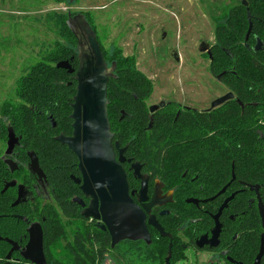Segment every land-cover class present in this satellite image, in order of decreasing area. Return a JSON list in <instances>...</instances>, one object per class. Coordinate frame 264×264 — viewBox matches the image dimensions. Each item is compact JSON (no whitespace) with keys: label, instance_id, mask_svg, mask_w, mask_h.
<instances>
[{"label":"trees","instance_id":"trees-1","mask_svg":"<svg viewBox=\"0 0 264 264\" xmlns=\"http://www.w3.org/2000/svg\"><path fill=\"white\" fill-rule=\"evenodd\" d=\"M246 2L247 7L242 3L234 6L224 17V23L217 26L216 43L212 48L211 73L221 76V82L234 94V100L208 114L181 112L177 121L176 108L161 111L155 116L149 131L146 101L153 90L151 82L145 74L127 67V61L118 57L110 67L114 69V77L108 86V115L111 131L120 144H130V156L152 165L167 166V170L174 175L172 182L177 181L173 186H180L170 207L172 215L160 219L166 231L177 233L183 228L184 236L192 237L189 231L194 228L192 220L197 211L195 207L187 205L185 199L214 196L231 181L232 174L235 175L236 180L228 188L227 194L239 193L226 213L244 217L233 224V230H239L241 240L236 244L229 243L234 247L228 251V255L242 264H254L261 248V235L264 234L256 194L250 190V186H259L264 205V50H254L258 40L264 44V0ZM60 25L63 31L59 34L67 38L68 46L55 42L54 48L21 78L17 89V98L21 103H12V107L5 108L0 120V138L8 139V128H12L15 135L21 138L19 172H26L29 163L27 154L33 152L38 157L63 216L81 219L80 209L72 201L82 197L80 189L71 179L79 176L78 159L55 140L61 134L70 136L73 132L71 104L77 86L74 75L57 69L56 65L70 61L75 70L79 66L78 42L67 22ZM250 25L251 34L247 39ZM121 111L127 114L123 120ZM115 123L133 126L117 134ZM132 133L135 136L129 139ZM15 176L17 173L11 175L0 160V188ZM194 177L199 183L190 182ZM199 185H203L202 190ZM129 187L132 191L138 184L130 180ZM14 200V190L5 194L0 192V237L15 233L19 227L6 217L13 212L11 204ZM216 204L217 211L220 203ZM207 207H211L210 204ZM21 209L17 208L16 212L21 213ZM38 215L49 219L44 229L48 264H67L66 256L57 260L51 252L58 240L65 239V229L59 215L53 209L35 208L33 219ZM98 232L77 237L79 250L87 258L95 255L94 243L90 241L92 236L101 245L98 253L100 260L110 247L109 237ZM87 242L89 247H86ZM4 249L5 244L0 242V259L5 255ZM164 249L167 252V248ZM80 255L73 254V264H88ZM175 256L176 250H173V258ZM261 264H264V256Z\"/></svg>","mask_w":264,"mask_h":264},{"label":"rangeland","instance_id":"rangeland-1","mask_svg":"<svg viewBox=\"0 0 264 264\" xmlns=\"http://www.w3.org/2000/svg\"><path fill=\"white\" fill-rule=\"evenodd\" d=\"M239 3L242 0H0V120L5 108L21 103L18 83L28 70L55 42L68 46L67 38L59 34L60 24L78 14L93 26L109 67L119 57L149 78L153 90L147 106L170 101L205 110L230 90L211 73V61L199 47L216 43L217 26ZM132 126L114 124L117 134ZM6 144L7 139L0 138V157ZM59 220L70 240L75 225L60 215ZM66 244L61 239L51 248L57 260L66 256ZM120 250L122 257L109 254L103 264H164L167 257L164 248L144 252L140 258L130 256L129 247ZM218 260L216 254L187 249L176 251L173 264Z\"/></svg>","mask_w":264,"mask_h":264},{"label":"water","instance_id":"water-1","mask_svg":"<svg viewBox=\"0 0 264 264\" xmlns=\"http://www.w3.org/2000/svg\"><path fill=\"white\" fill-rule=\"evenodd\" d=\"M242 5L247 7L246 0H242ZM67 26L75 36L78 42V69L72 67L70 61H62L56 65L57 69L65 70L70 75H74L73 80L77 83L76 95L71 104L72 114L70 120L73 121V132L70 136L60 135L56 141L72 152L78 159V170L81 178L73 177V181L80 187L84 197L89 200L88 206L82 204L85 208L83 217L87 220L98 221L101 230L108 232L112 239V248L122 241H144L151 244V235L148 227L156 229L162 237H167L163 227L159 224L156 217L151 215L154 207L167 206L172 202V195L161 197V189L155 187L152 198L148 197V180L140 174L142 166L139 163L133 165L135 176L142 180V186L137 194L138 204L134 202L130 194L126 173L122 167L125 159L120 151L121 157L116 158L113 144L114 134L111 131V125L108 115L109 99L108 86L110 80L114 77V69L110 68L106 62L97 35L86 17L83 14L75 16L69 15ZM252 25L247 34V39L251 34ZM260 52L264 50V44L258 40L254 48ZM201 54H206L210 61H213L212 46L203 42L199 47ZM176 62L179 59L174 57ZM221 76L218 77L220 80ZM232 92L217 98L212 102L211 110L218 109L228 102L234 100ZM165 103L161 104L164 107ZM159 106L150 109L154 114ZM55 127V126H54ZM20 146V138L17 137L12 128H8L7 149L1 157V161L8 167L11 173H14L18 167L11 159L16 147ZM118 147V145H117ZM30 165L29 171L40 180L45 179V175L40 168L37 156L29 153ZM16 182H11L5 186L3 193L9 188H15ZM226 189L219 194L225 193ZM252 191L257 193L259 214L262 220L264 230V205L259 196V188L252 187ZM29 193L24 186H18V197L13 204V208L21 203L28 202ZM231 196L220 208L218 214L214 217L215 228L212 231V239L208 236L202 237L197 246L203 249L209 246L211 249L220 245V235L222 225L219 220L228 204L234 199ZM188 204L198 205V201L189 200ZM166 213H163L165 215ZM16 219L26 220L19 216H13ZM30 237L28 245L21 250V256L31 264H47L44 253V234L40 224H33L28 228ZM0 240H2L0 238ZM14 246L7 256L11 259L14 251H17L16 244L10 240H4ZM20 250V249H19ZM172 248L170 245L169 256L166 264H170ZM264 256V236H262L261 250L255 260V264H261ZM9 264V263H7Z\"/></svg>","mask_w":264,"mask_h":264},{"label":"flooded vegetation","instance_id":"flooded-vegetation-1","mask_svg":"<svg viewBox=\"0 0 264 264\" xmlns=\"http://www.w3.org/2000/svg\"><path fill=\"white\" fill-rule=\"evenodd\" d=\"M213 48V45H211ZM218 78V77H217ZM221 81V78H220ZM216 100V99H215ZM165 103L164 107H161V104ZM211 105L212 102L210 103L209 107L205 110H199L195 107H190V106H183L180 105L177 102H161L158 105H154V106H159V109L154 113L151 114L150 109L154 106H147V101H146V107L148 110V114H149V124L147 127V130H151L153 122H154V118L155 116L160 113L161 111L167 110H173L176 108V118L175 121H177V119L179 118L181 112H196V113H203V114H208L210 112H213L217 109H213L211 110ZM219 109V108H218ZM121 115H122V120L126 118L127 114L125 113V111H121ZM53 127L56 126L53 122ZM62 135V134H61ZM20 138V137H19ZM57 138V137H56ZM55 138V140H56ZM21 140V138H20ZM8 141V139H7ZM113 144H114V148H115V154H116V158L117 160H119V158L121 157L120 155V151L125 150L123 153V158L125 159L124 163H122V167L126 173L127 176V181H128V185H129V181L132 180L134 182H136L138 184V187L135 188L134 190H130L129 187V191L130 194L135 193L134 196H132V199L134 200L135 203L138 204V197L137 194L141 189L142 186V180L139 179L138 177L135 176V170L132 169L133 165H135L136 163H139L140 166H142V169L140 171V174L144 177L147 178L148 180V197L151 199L154 193V189L155 187H159L161 189V197L165 198L167 197L169 194L172 195V202L170 204H168L167 206L164 207H154L152 209V213L151 215L155 216L157 221L159 222V224L162 226V224L160 223V219H164L167 217H170L171 214V210L170 207L171 205L175 202V197H176V193L177 190L180 188V186H173L175 184V182L177 181H173V174L170 173V171L167 170V166L165 165H156V164H151L148 162H143V160H137L134 156H130V144H123L121 145L119 140L116 138V136L114 135V140H113ZM118 145V147H117ZM6 149H7V144H6ZM22 149L21 146V142H20V146L16 147V149L14 150V153L12 154L11 159L15 162V164L17 165L18 169L14 172L11 173L10 170L8 169V167L6 166V168L8 169V171L10 172L11 175H15L17 173V176H15V178H13L10 182H5L3 184V188L1 191V194H5L7 191L9 190H14L15 192V200L14 202L11 204V209L13 210V212L9 213L6 217L10 218L12 221H14L16 223V225H18L19 227H17V230H15V233L13 234H9L8 236L5 237H0L2 240H0V242H3L5 244V249H4V257L2 259H0V261L2 262V264H31L30 262L26 261L22 256H21V250L24 249L30 240L29 234H28V228L33 225V224H40L42 229H43V234H44V253H45V257L47 260V256H46V251H45V226L46 223L48 222L49 219H47V216H42V217H38L33 219L35 215V208H38L40 210H55L57 212L58 215H60L61 217L63 216L62 212L60 211L59 207L56 204V200L54 198V192L51 190L47 177L45 175V179L40 180L37 176L33 175L30 171H29V165H30V159H29V153L32 152H28L27 156H28V160L29 163L26 166V172L25 173H20V169H21V161L19 160V155H20V151ZM38 158V157H37ZM1 160V157H0ZM40 164V163H39ZM78 167V165H77ZM41 168V167H40ZM42 169V168H41ZM43 171V170H42ZM79 171V170H78ZM76 178H81V174L79 172V176H73ZM71 177V179L73 178ZM183 178L185 177V175L182 176ZM236 180V177L234 174H232V179L231 181L222 189H226L225 193L219 195L222 190L214 195V196H208L205 198H200V197H195V198H187L185 199V203L189 206H193L196 208V217L194 220H192V222L194 223V228L192 231H189V235L192 237H185L183 234V228L179 229V232L177 231V233H173V232H169L166 231L165 228L163 227L165 233L167 234V237H162L159 232L152 228V227H148L149 228V232L151 235V244L148 245L146 242L144 241H122L120 242L118 245H116L114 248H112V239L109 235L108 232H105L103 230H101V228L99 227V224H101L98 221H94V220H87L83 217V212L85 210V208L82 206V204L88 206L89 204V200H87L83 193H82V197L81 198H74L72 201L73 203L80 209V217L81 219L75 218V217H65L63 216L64 219L69 220L71 223L68 222V224H72L75 225V227L70 230L71 233V239L69 240V236L68 234L65 235V240L67 242L66 244V263L67 264H73L72 260H73V254L79 256L82 252L79 250L78 247V241H77V237H85L87 234H93L96 233L97 231L105 234L106 236L109 237L110 239V247L107 249L106 253L104 254L103 259L100 260V256H99V250H100V244L97 243L98 239L94 236H92V239L90 240L91 243H94V251H95V255L93 258H87L86 256H84V254H81V258H83L85 261H87L88 264H103L106 257L109 256V254H117V256L120 258L122 257L123 253H121V248L122 247H129L130 249H132L131 255L133 257L136 258H140L143 257L144 255L142 253H147L148 252H156L159 253L160 250L162 248H167V252H166V258L164 261V264H166V259L169 256V249H170V245L172 248V256H171V261L170 264H173V262H175V257L173 258V250H181L184 252V250H191L195 253H209V254H216L219 257V260L214 262L213 264H242L239 261H235L230 255H228V251L229 250H233V245L229 244L230 242L236 244L237 241L241 240V236L240 233L238 232L239 230H233V224L236 223L237 221H242L243 216L236 214L237 216H235L234 214H227L226 210L229 208L230 204L235 200L236 196L238 195L239 192H235V193H230L227 194V190L228 188L232 185V183ZM11 182H16L17 186L15 188H9L8 190H6L4 193V189L5 186ZM72 182L74 183L75 186H77L79 189L80 187L78 185L75 184V182L72 179ZM191 183H196L198 182L197 177H194L193 179L190 180ZM199 183V182H198ZM197 184V183H196ZM243 186H245V184H242ZM18 186H24L26 191L29 193L28 195V202L25 203H21L20 205L16 206L13 208V204L16 202L17 197H18ZM173 186V187H172ZM170 187H172L170 189ZM199 187H202L203 185H199ZM252 187H258L259 186H250V190L252 191ZM260 190V188H259ZM254 192V191H252ZM256 194V203H257V210H258V216L261 222V228L263 230V225H262V220L259 214V208H258V196L257 193L254 192ZM259 193V192H258ZM235 196L234 199L228 204V207L223 211L221 217H220V224L222 225V231H221V235L219 238L220 241V245L217 248H213L211 249L209 246H205L203 249H200L197 246V242L204 236H208L209 240L212 239V231L215 228V220L214 217L218 214L220 208L223 206V204L226 202L227 199H229L231 196ZM260 196V194H259ZM222 198V199H221ZM220 199V200H219ZM189 200H196L198 201V205L195 204H188ZM218 200V201H217ZM43 201H45L44 204H41V202L43 203ZM50 201H52L51 203H49ZM220 203L218 206V209L216 211V203L217 202ZM54 202V204H52ZM252 203H254V200H251ZM210 204L211 207H207V205ZM22 207V209L20 211H22L21 213L16 212L17 208ZM163 213H166L165 215H163ZM13 216H19L22 217L26 220L22 221L19 219L14 218ZM69 226V225H67ZM190 228V229H192ZM203 232V234H201L200 232ZM264 231V230H263ZM98 232V234H99ZM193 232V233H192ZM200 234V235H198ZM12 236V237H11ZM262 236H264V234L261 235V244H262ZM10 240L13 243L16 244V247L19 248L17 249V251H14L11 259L7 260V256L9 255V253L12 251V249L14 248L13 245H11L10 243L4 241V240ZM89 240V239H88ZM87 240V241H88ZM186 242V243H185ZM86 247H89V242H87ZM261 250V248H260ZM260 253V252H259ZM259 255V254H258ZM257 255V257H258ZM256 257V258H257ZM96 258V259H95ZM95 259V261H94ZM256 260V259H255ZM47 264H48V260H47ZM255 264V261H254Z\"/></svg>","mask_w":264,"mask_h":264}]
</instances>
